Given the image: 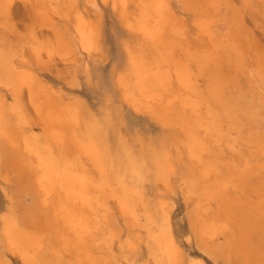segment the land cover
<instances>
[{
  "label": "bare ground",
  "instance_id": "bare-ground-1",
  "mask_svg": "<svg viewBox=\"0 0 264 264\" xmlns=\"http://www.w3.org/2000/svg\"><path fill=\"white\" fill-rule=\"evenodd\" d=\"M100 2L92 103L97 0H0V264H264V0Z\"/></svg>",
  "mask_w": 264,
  "mask_h": 264
},
{
  "label": "rangeland",
  "instance_id": "rangeland-1",
  "mask_svg": "<svg viewBox=\"0 0 264 264\" xmlns=\"http://www.w3.org/2000/svg\"><path fill=\"white\" fill-rule=\"evenodd\" d=\"M97 3L99 7V14H100L102 50L100 52V57L98 58V61L96 62L93 68L94 80H92L91 83H86L85 79L81 75H79L77 78L79 92L85 95L88 98V100L92 103L97 101V98H100L103 94L107 92H114V94H112V97L116 101L118 99V93L113 89L114 87L112 86L110 74H111V67L112 65H114L115 60H117V57L119 56V51L117 48V40H118L119 35L121 34V30H120L119 24L113 18V15L109 7L103 5L100 2V0H97ZM19 6L20 5L15 6L16 7V8L14 7L15 12L13 13L12 11V13L13 15H16L19 12V14H17V17L16 16L14 17L17 18L16 19L17 22L19 21L20 24H22L24 15H23V11H21L22 10L21 7L19 8ZM62 72L63 74L58 76L53 72L49 73L46 70L43 71L46 79L51 80L54 83H62L65 80L68 81L73 77V74H74L73 69L72 71L63 69ZM69 72H71V75ZM56 76L59 77V79L56 78ZM63 77L64 78L66 77V79H64ZM60 80H63V81H60ZM122 113L124 115L126 123L129 126H139L140 127V126H144V124L147 122L146 119L140 116H135L133 113L128 111L125 107L123 108ZM174 220L176 224H178V226H181L182 231L186 229L185 225H183L184 224L183 203L179 196L176 198V201H175ZM184 247L187 251H192L194 249V247L188 246L187 244H185Z\"/></svg>",
  "mask_w": 264,
  "mask_h": 264
}]
</instances>
